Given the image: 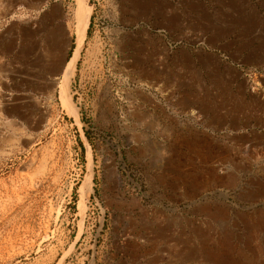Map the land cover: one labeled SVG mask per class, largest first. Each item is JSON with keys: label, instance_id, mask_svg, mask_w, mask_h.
<instances>
[{"label": "rangeland", "instance_id": "rangeland-1", "mask_svg": "<svg viewBox=\"0 0 264 264\" xmlns=\"http://www.w3.org/2000/svg\"><path fill=\"white\" fill-rule=\"evenodd\" d=\"M15 10L0 0V30ZM96 20L70 84L75 112L61 90L0 97V264H264V97L242 104L248 124L225 127L233 102L184 108L183 88L126 69L112 23ZM245 73L263 94L264 71ZM220 206L213 224L206 211Z\"/></svg>", "mask_w": 264, "mask_h": 264}, {"label": "crops", "instance_id": "crops-1", "mask_svg": "<svg viewBox=\"0 0 264 264\" xmlns=\"http://www.w3.org/2000/svg\"><path fill=\"white\" fill-rule=\"evenodd\" d=\"M90 1L94 12L84 46L97 17L109 20L113 53L126 69L151 71L144 76L151 85L182 87L184 94L177 100L186 109L200 106L209 111L213 109L209 103L216 100L233 102L237 113L222 116L220 123L248 124V109L243 114L242 104L247 97H264L250 92L245 73L264 71V5L259 0ZM10 3L18 15L0 30V97H57L78 48L69 4L67 0ZM202 115L203 123L211 124L205 132L218 131L213 127L215 117Z\"/></svg>", "mask_w": 264, "mask_h": 264}, {"label": "bare ground", "instance_id": "bare-ground-1", "mask_svg": "<svg viewBox=\"0 0 264 264\" xmlns=\"http://www.w3.org/2000/svg\"><path fill=\"white\" fill-rule=\"evenodd\" d=\"M91 15H92V9L88 6V0H77V6H76V10L74 12V19H75V24H74V29L78 38V49L77 52L75 54V57H73L72 61L68 64L66 71L64 73L63 79H62V84H61V97L63 98L66 106L68 107V109L71 112H75L76 109L74 108V106L71 104V97L69 94V90H70V84L73 80V78L75 77L76 74V68H77V62L79 60L80 57V53H81V49L83 47V43L84 40L86 38L87 35V30L90 24V19H91ZM229 101V100H228ZM258 106V105H257ZM256 106V107H257ZM262 107V106H261ZM261 109V108H260ZM240 181V180H239ZM91 185H92V181L91 179H88L84 185H83V192L85 195H88V192L91 190ZM208 206V205H207ZM206 206V207H207ZM215 208H219L216 209L215 212H210V211H206V213L209 215V219L213 221V224H220L223 219L225 217H227V211L226 209H220V207H215ZM208 209V208H207ZM206 210V209H204ZM203 210V211H204ZM251 217V216H250ZM252 218V217H251ZM253 219V218H252ZM222 220V221H220ZM243 220V219H242ZM248 220V219H247ZM250 220V219H249ZM261 220V219H260ZM188 221H190L188 219ZM234 221H236L234 219ZM253 221V220H252ZM225 222V221H224ZM234 223V222H233ZM237 223V222H236ZM249 223V222H248ZM262 223V222H261ZM261 223H258L261 225ZM227 224V223H226ZM264 224V223H263ZM250 225V224H248ZM247 225V226H248ZM253 225V224H252ZM259 225V226H260ZM185 226V225H184ZM187 226V225H186ZM212 226V225H211ZM214 226V225H213ZM215 227V226H214ZM213 227V228H214ZM220 227V225H219ZM250 227V226H249ZM262 227V225H261ZM221 228V227H220ZM224 229V228H223ZM248 229V228H247ZM250 229V228H249ZM248 229V231H249ZM162 231V230H161ZM194 231V230H193ZM201 230H199L200 232ZM208 231V230H206ZM223 231V230H222ZM261 231V230H260ZM259 231V232H260ZM183 232V231H182ZM198 232V231H197ZM220 233V232H219ZM226 233V232H225ZM201 234V233H200ZM224 234V233H223ZM255 234V233H254ZM185 235V234H184ZM225 235V234H224ZM253 235V234H252ZM263 236V235H262ZM183 237V236H182ZM204 237V236H203ZM206 237V236H205ZM181 238V237H180ZM261 238V237H260ZM255 239V238H254ZM211 241V240H210ZM258 241V240H257ZM191 242V241H190ZM204 242V241H203ZM207 242V241H205ZM244 246V245H243ZM257 250V249H256ZM197 256V255H196Z\"/></svg>", "mask_w": 264, "mask_h": 264}]
</instances>
